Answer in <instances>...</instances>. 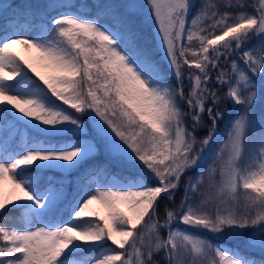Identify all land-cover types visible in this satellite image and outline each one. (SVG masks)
Instances as JSON below:
<instances>
[{"label": "snow or ice", "instance_id": "obj_1", "mask_svg": "<svg viewBox=\"0 0 264 264\" xmlns=\"http://www.w3.org/2000/svg\"><path fill=\"white\" fill-rule=\"evenodd\" d=\"M209 2L189 22L194 0H146L158 48L177 87L167 83L161 62L140 42L144 5L49 0L37 8L0 7V211L14 203L22 213L20 227L0 226L5 242L0 264H158L154 255L160 253L165 264H264V0L253 5L254 13L244 10L243 0H225L224 7L240 9L236 13L218 7L209 12ZM252 36L258 44L243 50L245 68L233 60L235 78L225 79L223 71L216 77L217 84L228 85L226 96L243 105L221 149L228 156L220 165L217 209L207 210V192L198 205L191 203L201 170L188 178L178 211L165 206L161 223V197L174 201L185 172L208 158L217 121L224 118L220 97L209 87L210 67L217 68L221 57L227 59ZM184 65L199 73L189 72L187 97L180 84ZM181 102L191 110V130ZM205 114L211 127L198 141L195 131ZM21 125V142L9 150L12 132L19 135ZM254 125L257 138L250 159L241 165L246 133ZM101 154L105 160L97 162ZM56 170L65 179L46 175ZM71 173L76 176L66 180ZM207 174L209 187H216V169L210 167ZM6 183L13 194L20 193L15 201L5 198ZM93 204L106 215L94 211ZM177 220L218 240L231 238L236 246L174 227ZM95 249L97 256L69 259Z\"/></svg>", "mask_w": 264, "mask_h": 264}, {"label": "trees", "instance_id": "obj_2", "mask_svg": "<svg viewBox=\"0 0 264 264\" xmlns=\"http://www.w3.org/2000/svg\"><path fill=\"white\" fill-rule=\"evenodd\" d=\"M214 1H218L220 5L224 6L225 0H214ZM48 2L49 0H0V7H7L8 4H14V5H20V6L31 5L32 7L37 8ZM57 2H64V0H57ZM87 2L92 3V0H87ZM101 2H108V0H101ZM111 2H114L117 4H125V3H128L129 0H111ZM204 2L205 0H194V6L189 11L188 16L193 11L195 12L196 10L200 9L201 6L204 4ZM243 2L245 5H247V7L245 8L246 11H249L250 13L255 12V8L253 7V5H257L258 0H243ZM227 11L231 12V9L227 8ZM141 19H142V31H141L140 42L145 47H147L149 50L152 51L153 58L155 60L161 62V66L164 68L165 73L168 76L167 81L169 82V84H171L173 87H177V78L172 74L171 70L169 69L167 61L163 59L162 51H160L158 48V42L156 40V33H155L153 23L150 22L149 19L146 18L142 12H141ZM3 22H4L3 17H0V24H3ZM258 39L259 38L257 36H252L251 39H249L244 45H242L240 49L235 50L227 59H225L224 57H221L220 60L218 61L217 68L210 67L209 76L211 77V80L208 82L209 87H211L214 91L217 92L218 96L220 97L219 110L224 112V118L217 121L215 131L217 130V128H219L221 130L222 135H227L228 131H230L232 127V121L235 120L237 115L241 112L243 105L234 104L226 96V93L228 92V85L227 84L225 85L217 84L216 77L221 71H223L224 73L227 74L225 79L232 80L230 79L233 74L231 63L234 60L235 56L240 55V53L244 50L246 45L250 43L258 42ZM181 71L183 73V77L181 78L180 84L183 86L185 96L187 97V94L190 91V87H191L190 82L187 79V77L189 75V72L190 71L192 72L193 69L189 70L188 66L184 65ZM29 75L32 76L33 79H38V78H35L34 74H32L30 71H29ZM13 83H15V81H13ZM52 99L56 100L55 97H52ZM56 102L62 103L58 100H56ZM210 104H211V101H208L205 107L207 108ZM64 107L68 108L67 105H64ZM181 109L183 112L188 114L185 117L184 122H185V125L189 128V130H191L193 126V122L191 119V114H192L191 110L189 109L188 105L184 102H181ZM259 115H260V106L258 105L257 108L254 110L253 116L254 118L258 119ZM210 127H211V121L209 120L207 114H205L203 117V124L197 126L196 131H195V136L198 141L208 135V129ZM257 131H258V125H254L253 127L249 128L246 133V138L244 141V154L240 161L241 165H243L250 159L249 153H250V149H251L253 142L257 138ZM12 136L15 137V142L13 143L10 137L9 146L13 148L15 147L16 142H17V134H14L12 132ZM104 160H105V157L103 156V154L97 157V162H104ZM196 170L197 169L188 171L184 174V176H182L179 189L175 193L174 201H169L163 196L161 197L159 204H158V208H157V215L161 223H163V221L165 220V206H167L169 209L173 211H178L181 200L184 197L185 187L188 183V178L193 177ZM113 171H116V169H113ZM49 172L52 173V177H54L56 180L65 179V177H63L61 175V172L58 170L49 171ZM49 172H47L46 175ZM75 176H76V173L68 174L66 177V180H72ZM72 190H73V185L68 184V192L71 193ZM5 198L7 199L6 196ZM237 199L239 200V208L242 209L244 206V194H243L242 189L238 190ZM193 201H194V198L192 199L191 203ZM21 214H22L21 210L16 208L15 204H9L3 211H0V226H5V227L15 226L17 228L20 227L18 220L21 217ZM180 224L181 223L179 222V220H177V222L173 226H177ZM137 231L139 232V229ZM248 231H251V229H249ZM160 233L163 236L166 235V231L164 229H161ZM213 238L215 240H218L216 235L214 234H213ZM223 241L231 244L234 247L236 246L235 242L231 238H228L227 240H223ZM3 244H5V242L2 239H0V245H3ZM138 246L142 247V250H143V246L139 245V243H138ZM241 250L245 253H249L247 250L243 248H241ZM95 251L96 249L93 250L92 252H95ZM120 251H123V250H120ZM91 253L77 254V256L88 259L89 257H91ZM161 254L162 253L158 255H154V259L158 262V264H165V260L163 258H160ZM250 254H253L259 257L258 252H253ZM133 259H135V257H133ZM200 263L207 264V263H204L203 261H201Z\"/></svg>", "mask_w": 264, "mask_h": 264}, {"label": "rangeland", "instance_id": "obj_3", "mask_svg": "<svg viewBox=\"0 0 264 264\" xmlns=\"http://www.w3.org/2000/svg\"><path fill=\"white\" fill-rule=\"evenodd\" d=\"M132 2L136 3V4H139V5H144L143 8H141V12L144 14V16L146 18L149 19L150 22L153 23V20L151 18V15L148 11V8L146 6V0H132ZM225 2V1H224ZM218 7V10L220 12H225L227 11V8L220 5V3L218 1H214V0H210L209 2V12H211L212 10H214V8ZM231 9V12L232 13H236L238 11H240V9H237V8H230ZM199 10V9H198ZM196 10L195 12L193 11L189 16L187 15V20L190 22L192 20V18L196 15L197 11ZM245 10V9H244ZM246 11V10H245ZM228 12V11H227ZM248 13H250L249 11H246ZM210 23V21H205V24H208ZM153 26H154V29H155V25L153 23ZM189 25H186V27H188ZM156 33V32H155ZM34 33H28L29 36L33 35ZM184 44L185 46H189L188 45V42L185 40L184 41ZM258 42L256 43H250L248 45H246V47L244 48V50L246 49H250L252 48L254 45H257ZM191 47L193 48H196L198 47V42L197 41H193L192 44H191ZM16 52H18L20 55H23L25 56V58H29V54L26 53L22 47L20 46H14L13 48ZM243 52V51H242ZM242 52L240 53V55L238 56H235L234 60L237 62V64L239 65V67L241 68H245V64H244V61L240 58L241 55H242ZM255 54V53H254ZM192 57L189 56V59H191ZM194 74H199L198 73V70L194 69L193 68V71H192ZM233 73V72H232ZM234 75L232 74V77L230 79H234ZM167 83L169 84V82L167 81ZM185 123V122H184ZM231 130V129H230ZM229 132L227 133V135H222L221 133V130L219 128H217V130L215 131V136H214V143L212 144V150H211V153L209 154V159L207 160V163L202 167V168H198L195 172V174L193 175V177H197L198 174L201 172V170H204V176H203V179H202V182L199 183L197 185V193L196 195L193 197L194 198V201L192 202L193 206H196L200 203V199H201V194L207 192L208 194V197H209V203L206 205L207 207V210L210 212V213H215L216 209H217V199H218V186L220 184V176H219V171H220V165H221V162L222 160H226L227 159V156H228V152L227 150L225 149L224 152L221 154V149L223 148L224 144L227 142L228 140V135H229ZM14 134H17L16 131L14 130L13 131ZM24 135V128L23 126H19V135H17V142L16 144H19L21 142V137ZM0 136H2V134H0ZM12 147L9 146V150H11ZM18 150V149H17ZM210 167H214L216 169V177H215V185L216 187H212L210 188L209 187V176L207 174V170L210 168ZM47 176H50L52 177V173L49 172L47 174ZM3 192H4V195L7 197V199H11L13 201L16 200V195H20V193L17 191L15 194H13L12 192V188H11V185L10 184H5L4 185V188H3ZM14 204V203H13ZM92 209L94 211H97L100 213V215H106V213L104 212L103 208L99 205V204H93L92 206ZM220 210L223 211L224 210V206L223 205H220ZM147 220V218H146ZM174 227H179L181 229H184L186 230L187 232L189 233H192V234H195L197 236H200V237H204V238H207L208 240H211L213 243H224L226 244L227 246L229 247H234L232 246L231 244L223 241V239H220V240H215L213 238V233L207 231V230H204L202 228H199V227H194V226H188V225H184V224H180V225H177V226H174ZM140 231V229H139ZM166 231V230H165ZM160 235L164 238L167 237V231H166V235H162L160 233ZM215 235V234H214ZM149 243H151V241L148 239V235H147V232L145 230V241H144V244L145 245H148ZM5 246V244L3 245H0V247H3ZM108 246L111 247V248H115V245H111V242L109 241L108 242ZM117 251H120V249H116ZM242 251V250H241ZM100 250L99 249H96L95 252H92L91 253V257H94V256H97L99 254ZM245 254H250V253H245ZM253 255V254H251ZM213 256V253L209 252L208 254V259H211ZM160 258H163L164 259V254L162 253L160 255ZM184 259L186 260H190L191 257L189 256H184L183 257ZM69 259H72V260H84L86 258L84 257H80V256H73V257H70ZM218 259V258H217ZM204 263H207V260H204L203 261ZM199 264H201L199 262Z\"/></svg>", "mask_w": 264, "mask_h": 264}, {"label": "water", "instance_id": "obj_4", "mask_svg": "<svg viewBox=\"0 0 264 264\" xmlns=\"http://www.w3.org/2000/svg\"><path fill=\"white\" fill-rule=\"evenodd\" d=\"M204 162H205V161H204ZM203 164H204V163H203ZM203 164H202V165H203ZM189 170H190V169H189Z\"/></svg>", "mask_w": 264, "mask_h": 264}]
</instances>
